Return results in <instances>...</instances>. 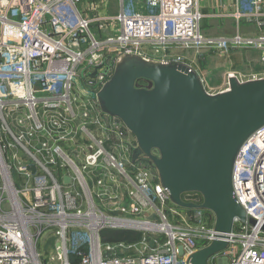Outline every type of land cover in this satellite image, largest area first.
Returning <instances> with one entry per match:
<instances>
[{
  "label": "built area",
  "instance_id": "obj_1",
  "mask_svg": "<svg viewBox=\"0 0 264 264\" xmlns=\"http://www.w3.org/2000/svg\"><path fill=\"white\" fill-rule=\"evenodd\" d=\"M107 1L0 0V264H188L216 239L213 213L179 212L152 161L127 158L136 140L101 110L98 93L124 55L169 62L182 61L174 47L249 48L264 62V37L204 36L210 0H117L113 14ZM234 1L237 20L264 26V0ZM233 190L256 224L236 222L219 262L264 264V126L241 148ZM184 200L202 203L193 193ZM106 230L140 241L103 243ZM44 235L53 243L46 261Z\"/></svg>",
  "mask_w": 264,
  "mask_h": 264
},
{
  "label": "water",
  "instance_id": "obj_2",
  "mask_svg": "<svg viewBox=\"0 0 264 264\" xmlns=\"http://www.w3.org/2000/svg\"><path fill=\"white\" fill-rule=\"evenodd\" d=\"M140 80L151 87H138ZM98 100L105 114L124 124L123 134L135 138L133 161L141 155L152 161L173 205L213 213L216 239L193 253L188 264H213L228 249L238 220L256 224L235 198L233 171L244 143L264 126V78L230 77L227 90L211 94L182 61L124 55ZM190 193L199 194L202 203L186 202Z\"/></svg>",
  "mask_w": 264,
  "mask_h": 264
},
{
  "label": "crops",
  "instance_id": "obj_3",
  "mask_svg": "<svg viewBox=\"0 0 264 264\" xmlns=\"http://www.w3.org/2000/svg\"><path fill=\"white\" fill-rule=\"evenodd\" d=\"M118 1L117 0H108L106 9L110 13H115L118 11ZM237 7L236 2L234 0H210L206 1L202 4L201 11L204 15V18L201 22V30L204 36L207 38H219V37H231L235 35L236 33H240L243 36H249V37H255V38H261L264 37V26L259 28L257 23L255 22H249L246 19L237 20L235 18ZM263 15V21H264V8L262 10ZM237 49L232 50L229 54L225 53H219L217 50L206 47L199 51H197L195 48L193 49H180V48H173V52L176 55L181 56L182 62L190 65L193 69H195L200 77L202 78V81L206 87V89L211 93H220L229 88V74H234L236 76H242L239 71H241L239 65H233L231 68H228L225 70L224 67L219 68L217 66V63H221L224 61V59L229 58L232 59V62H234L236 59H244V65H247L249 68L255 69L256 73H252L254 75H264V62L262 60V54L263 52L256 49H249V48H241L240 53ZM237 50V51H236ZM155 61H161L160 58H151ZM238 69V70H234ZM225 71H227L228 75L225 78V80H220V85H223L224 87L222 89H217L215 86V79L214 74H223ZM249 76V75H247ZM224 80V82H223ZM217 84V83H216ZM105 136H107V133H104ZM127 140L132 141L135 138L132 134L126 135ZM74 149L77 150V146L74 147ZM118 151V150H117ZM116 151V152H117ZM115 152V153H116ZM130 157L132 159V154L129 153L127 158ZM124 158V157H123ZM98 173H101V170L98 169L94 175L92 176V180L94 181L97 178ZM93 185L94 183L91 182ZM97 202L99 203V206H102L101 200L97 199ZM181 213H186L187 211L177 209ZM118 231V230H115ZM125 231V230H124ZM105 232V231H104ZM130 232V231H129ZM106 233H102L103 243H128L122 239L123 241H116V240H106L103 236ZM129 236H132V240L140 239V235L136 232L131 231ZM113 237V236H112ZM138 243V242H135ZM53 243H51L52 246ZM46 245V244H45ZM51 249V247H50ZM47 247V251H45V255L49 256L51 253L50 250ZM214 264V263H213Z\"/></svg>",
  "mask_w": 264,
  "mask_h": 264
},
{
  "label": "rangeland",
  "instance_id": "obj_4",
  "mask_svg": "<svg viewBox=\"0 0 264 264\" xmlns=\"http://www.w3.org/2000/svg\"><path fill=\"white\" fill-rule=\"evenodd\" d=\"M241 49V48H240ZM240 49H238L239 51H237L238 53H240L241 51H244V50H240ZM245 59V58H244ZM244 59H242V57L239 59H236L234 62H232V59H230L229 60V58H226V59H224V61L223 62H221V63H217V66L219 67V68H221V67H224L225 68V70L226 69H228V68H231V66H233V65H239L240 66V70L241 71H239L238 73H240L242 76H244V77H247V75H249V76H251V75H254V74H252V73H256V71H255V69H252V68H249L247 65H245V67H243V61H244ZM234 70H238V69H234ZM227 75H228V73H227V71H225L223 74H221V73H219V74H214L213 76H214V79H215V86H216V88L217 89H222L224 86V84L223 85H220V80L222 79V77H223V79L225 80V78L227 77ZM224 80H223V82H224ZM217 83V84H216ZM123 153H126V151L123 149V148H120L117 152H116V157L118 158V159H121V155L123 154ZM126 156H128V154L126 153ZM168 210V209H167ZM166 215L169 217V212L168 211H166ZM103 233H106L107 234V236L108 237H106L105 236V239L106 240H118V239H120V238H124V237H127L129 234H130V232L129 231H124V230H118V231H115V230H106L105 232H103ZM137 233V232H136ZM137 234H139V233H137ZM113 236V237H112ZM123 236V237H122ZM45 238V235H44V237L42 238V240H41V242H40V247H39V250H40V252L44 255V252L45 251H47V247L50 249V247H51V243H52V241L51 240H47V239H44ZM153 238L154 237H151V245L152 246H155V243L153 242ZM159 240L161 241V242H163L164 241V237H159ZM133 243V242H132ZM46 244V245H45ZM49 258V256H46V255H44V258H43V260L44 261H46L47 259ZM223 258V257H222ZM219 259H221V257H217L216 259H215V261H214V264H219L218 262H219Z\"/></svg>",
  "mask_w": 264,
  "mask_h": 264
},
{
  "label": "trees",
  "instance_id": "obj_5",
  "mask_svg": "<svg viewBox=\"0 0 264 264\" xmlns=\"http://www.w3.org/2000/svg\"><path fill=\"white\" fill-rule=\"evenodd\" d=\"M137 86L138 87H151V83L149 82V81H146V80H140L138 83H137ZM193 194H195V196H197L200 200L202 199L201 198V196L199 195V194H197V193H193ZM187 195H185L184 196V198L186 197ZM181 209V208H180ZM181 210H184V211H188V210H185V209H181ZM138 235V234H137ZM103 236H104V238H105V234H103ZM123 237V236H122ZM132 236H127V237H124V240L126 241V242H128V243H131V242H139L140 241V239H137L136 240V238H135V240H132V238H131ZM123 238H120V239H118V240H116V241H123L122 240Z\"/></svg>",
  "mask_w": 264,
  "mask_h": 264
}]
</instances>
